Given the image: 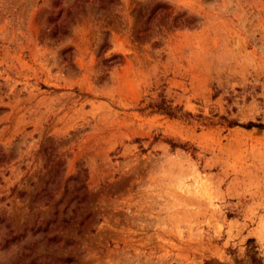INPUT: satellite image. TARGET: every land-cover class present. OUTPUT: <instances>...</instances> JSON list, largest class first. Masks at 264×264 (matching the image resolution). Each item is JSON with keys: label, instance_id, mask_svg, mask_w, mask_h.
<instances>
[{"label": "rangeland", "instance_id": "1", "mask_svg": "<svg viewBox=\"0 0 264 264\" xmlns=\"http://www.w3.org/2000/svg\"><path fill=\"white\" fill-rule=\"evenodd\" d=\"M53 1L0 0V264H264V0Z\"/></svg>", "mask_w": 264, "mask_h": 264}, {"label": "trees", "instance_id": "2", "mask_svg": "<svg viewBox=\"0 0 264 264\" xmlns=\"http://www.w3.org/2000/svg\"><path fill=\"white\" fill-rule=\"evenodd\" d=\"M58 1L59 0L53 1L52 5L54 8L58 6V4H59ZM58 33H59V28H57V27L55 28V26H54L52 28V36L55 37ZM145 109H151L155 113L168 115V116L173 117V118L191 117V115L189 113L183 112L180 107L172 106L163 100L151 102L150 104L147 105V107ZM243 127L246 129L257 128L259 130H264V124H261V123L256 124V123L249 122V123L245 124Z\"/></svg>", "mask_w": 264, "mask_h": 264}]
</instances>
